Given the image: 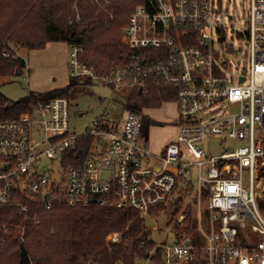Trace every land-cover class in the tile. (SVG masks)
<instances>
[{
    "label": "built area",
    "instance_id": "built-area-1",
    "mask_svg": "<svg viewBox=\"0 0 264 264\" xmlns=\"http://www.w3.org/2000/svg\"><path fill=\"white\" fill-rule=\"evenodd\" d=\"M248 14L247 62L236 75L227 72L232 48L224 44L222 0H145L122 30L130 60L105 73L81 62V46H70L73 78L117 94L147 92L155 81L171 88L179 133L154 153L142 112L130 111L109 121V128L99 118L77 134L70 129L72 101L65 97L38 102L17 117L0 113V207L15 206L28 216L29 206L16 197L20 191L46 209L58 202L96 205L153 219L181 190L193 188L198 236L174 233L172 242L158 244L159 264H264V0H249ZM89 136L96 140L86 156L65 166L64 152ZM247 226L255 238L242 236ZM11 228L23 230L0 223V245ZM121 234L106 239L117 243Z\"/></svg>",
    "mask_w": 264,
    "mask_h": 264
},
{
    "label": "trees",
    "instance_id": "trees-1",
    "mask_svg": "<svg viewBox=\"0 0 264 264\" xmlns=\"http://www.w3.org/2000/svg\"><path fill=\"white\" fill-rule=\"evenodd\" d=\"M108 1V2H107ZM145 0H0V76L22 73L24 59L13 54L11 43L24 45L27 50L44 49L47 44L64 42L68 46H81V62L99 73L126 64L130 49L122 44V30L129 17ZM79 16V19L77 18ZM90 79L70 76L68 84L44 93H32L20 100L9 102L0 92V113L17 117L32 111L38 102L46 103L57 97L73 101ZM174 100L175 93L161 82H149L148 90H132L123 98L124 112H142L145 107L162 105ZM103 128H109L106 116L100 118ZM147 126V125H146ZM148 126L143 129L147 134ZM96 138L77 139L63 156L65 166L81 161ZM193 188L181 190L169 206H164L169 221L175 219V234L197 233V199L186 203L185 194ZM17 200L30 208L28 216L19 214L15 206L0 207V223L22 226L11 228L8 241L0 245V264H135L137 259L151 257L160 263V250L151 237L153 228L133 209L71 206L55 203L51 209L37 198L22 197ZM207 195V191H203ZM263 205V203H262ZM184 213V214H183ZM184 215L183 224L177 222ZM203 222L208 227L211 216L203 202ZM177 218V219H176ZM219 227V225H217ZM122 232L120 241L109 243L107 236ZM23 237V241L21 240ZM241 234L239 240H241Z\"/></svg>",
    "mask_w": 264,
    "mask_h": 264
},
{
    "label": "rangeland",
    "instance_id": "rangeland-1",
    "mask_svg": "<svg viewBox=\"0 0 264 264\" xmlns=\"http://www.w3.org/2000/svg\"><path fill=\"white\" fill-rule=\"evenodd\" d=\"M222 6L226 26L224 44L232 48L231 54L228 55L230 65L227 72L228 75H236L241 72L247 62L249 0H222ZM77 18L79 19V16ZM11 47L13 54L16 57H22L25 64L22 73L18 75L0 76V92L8 98L9 102L20 100L32 93H44L63 88L68 84L70 80V46L66 43H49L44 49L39 50H27L24 45L16 43H11ZM126 94L127 92L113 93L108 87L98 83L85 85L72 101L71 131L82 134L102 116H106L110 122L122 118L125 115L122 99ZM167 101H164L165 103L163 102L160 106L145 107L142 110L144 126L145 128L148 126L149 130L147 135L151 144L149 147L154 153L159 152L163 145L171 143L179 133L176 103L171 102L170 99ZM46 165L52 167L49 161H46ZM55 167L59 170L58 164ZM185 195L186 203L192 204L195 193ZM262 195L260 204L264 213V192ZM193 208H198V205H193ZM180 215L177 217L178 223ZM168 218L165 213L153 217L156 225L152 227L151 237L156 241V244L174 240L173 235L178 228L175 226V219L169 221ZM184 221L185 217L183 223ZM249 227L242 229V236L249 239L255 238ZM150 263L157 264L153 259ZM135 264H147V259H137Z\"/></svg>",
    "mask_w": 264,
    "mask_h": 264
},
{
    "label": "crops",
    "instance_id": "crops-1",
    "mask_svg": "<svg viewBox=\"0 0 264 264\" xmlns=\"http://www.w3.org/2000/svg\"><path fill=\"white\" fill-rule=\"evenodd\" d=\"M165 102H168V101H165ZM164 102V103H165ZM171 102H175L174 100H171ZM176 113H177V108H176ZM177 128H178V125H177ZM149 131V130H148ZM148 131H147V135H148ZM148 138V137H147ZM150 144V140H149V138H148V145ZM150 146H151V144H150ZM167 145H163L161 148H160V150H159V152H157V153H161L162 151H163V149L166 147ZM151 149V148H150Z\"/></svg>",
    "mask_w": 264,
    "mask_h": 264
},
{
    "label": "water",
    "instance_id": "water-1",
    "mask_svg": "<svg viewBox=\"0 0 264 264\" xmlns=\"http://www.w3.org/2000/svg\"><path fill=\"white\" fill-rule=\"evenodd\" d=\"M145 220L151 227H154L156 225V222L152 218H146Z\"/></svg>",
    "mask_w": 264,
    "mask_h": 264
}]
</instances>
